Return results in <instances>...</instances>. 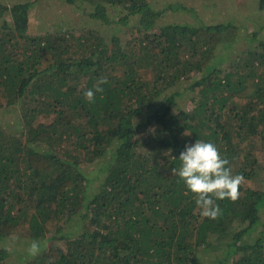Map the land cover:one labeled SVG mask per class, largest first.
Instances as JSON below:
<instances>
[{"label": "trees", "instance_id": "1", "mask_svg": "<svg viewBox=\"0 0 264 264\" xmlns=\"http://www.w3.org/2000/svg\"><path fill=\"white\" fill-rule=\"evenodd\" d=\"M34 1L0 0V113L15 122L0 123V264H264V0H249L262 18L225 22L180 2L54 0L107 35L31 33ZM197 139L244 177L215 220L171 173Z\"/></svg>", "mask_w": 264, "mask_h": 264}, {"label": "clouds", "instance_id": "2", "mask_svg": "<svg viewBox=\"0 0 264 264\" xmlns=\"http://www.w3.org/2000/svg\"><path fill=\"white\" fill-rule=\"evenodd\" d=\"M107 83V78H99L93 88L84 92L85 99L94 103L96 94L102 93V86ZM178 160L179 169L172 168L171 173L183 181L185 195H192L202 217L215 220L222 214L217 201L227 199L234 203L239 199L244 177L233 175L228 159L221 156L214 143L197 139L191 145H185ZM40 252V242L33 240L28 247L29 255L35 257Z\"/></svg>", "mask_w": 264, "mask_h": 264}, {"label": "rangeland", "instance_id": "3", "mask_svg": "<svg viewBox=\"0 0 264 264\" xmlns=\"http://www.w3.org/2000/svg\"><path fill=\"white\" fill-rule=\"evenodd\" d=\"M160 1H169V2H180L187 7H193L199 15L206 22L221 21L225 22L228 18H233L238 15L239 12H248L253 10L254 14L263 15V12H259L253 6L250 5L249 0H160ZM68 7L62 6L61 4L56 3L54 0H36L31 3L29 8V32L39 33L45 32L48 30H53L54 27L63 25L65 27H79V26H93L94 28L102 31L104 35H107L108 27L100 21L93 20L89 16L83 14L75 13L74 11L67 9ZM187 20H191L189 15ZM240 17V16H239ZM262 18V17H261ZM264 21V18H262ZM246 41L240 40L237 45V48L245 47ZM234 55V54H233ZM234 57V56H232ZM13 114V113H11ZM14 118L9 114L0 113V123L3 126H12L15 122H11V119ZM253 149L256 153H259L260 144L256 142ZM264 159L263 155H260V160ZM264 166V165H263ZM264 176V172H263ZM264 213V210H263ZM15 246V243L11 244ZM16 255V254H15ZM17 261L16 256H12L9 264H15Z\"/></svg>", "mask_w": 264, "mask_h": 264}]
</instances>
